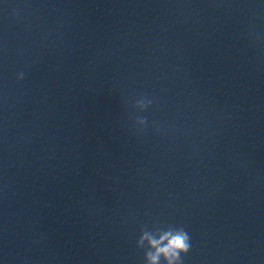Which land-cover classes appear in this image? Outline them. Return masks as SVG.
Instances as JSON below:
<instances>
[{
  "label": "clouds",
  "instance_id": "clouds-1",
  "mask_svg": "<svg viewBox=\"0 0 264 264\" xmlns=\"http://www.w3.org/2000/svg\"><path fill=\"white\" fill-rule=\"evenodd\" d=\"M24 72L17 74V80H22ZM154 99L149 94L140 93L125 100L130 109V127L139 135L147 133L151 127L158 134H167L168 129L157 121L149 123L146 115H141L150 109ZM191 237L183 226L166 228L155 226L153 230L141 229V235L136 241L138 249L144 250V264H183V256L191 249Z\"/></svg>",
  "mask_w": 264,
  "mask_h": 264
}]
</instances>
